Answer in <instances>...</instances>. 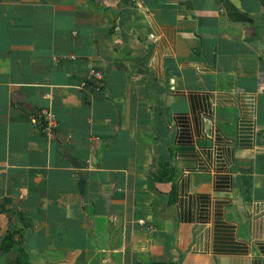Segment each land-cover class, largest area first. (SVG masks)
Segmentation results:
<instances>
[{
	"label": "crops",
	"instance_id": "obj_1",
	"mask_svg": "<svg viewBox=\"0 0 264 264\" xmlns=\"http://www.w3.org/2000/svg\"><path fill=\"white\" fill-rule=\"evenodd\" d=\"M0 264H264V0H0Z\"/></svg>",
	"mask_w": 264,
	"mask_h": 264
},
{
	"label": "built area",
	"instance_id": "obj_2",
	"mask_svg": "<svg viewBox=\"0 0 264 264\" xmlns=\"http://www.w3.org/2000/svg\"><path fill=\"white\" fill-rule=\"evenodd\" d=\"M140 3V0H136ZM75 58L74 55H69ZM87 78L91 81L95 90H101L105 85L103 71L93 65L88 69ZM31 122L35 127L43 130L47 134H52L58 126L56 113L51 108H40L31 116Z\"/></svg>",
	"mask_w": 264,
	"mask_h": 264
}]
</instances>
